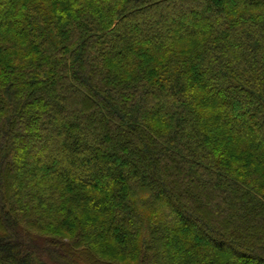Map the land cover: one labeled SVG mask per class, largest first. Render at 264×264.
<instances>
[{
  "label": "trees",
  "instance_id": "16d2710c",
  "mask_svg": "<svg viewBox=\"0 0 264 264\" xmlns=\"http://www.w3.org/2000/svg\"><path fill=\"white\" fill-rule=\"evenodd\" d=\"M0 264H264V0H0Z\"/></svg>",
  "mask_w": 264,
  "mask_h": 264
}]
</instances>
